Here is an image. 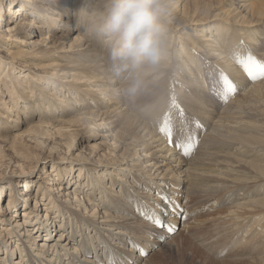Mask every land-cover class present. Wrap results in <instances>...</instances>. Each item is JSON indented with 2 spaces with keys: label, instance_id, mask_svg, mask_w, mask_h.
Masks as SVG:
<instances>
[{
  "label": "bare ground",
  "instance_id": "6f19581e",
  "mask_svg": "<svg viewBox=\"0 0 264 264\" xmlns=\"http://www.w3.org/2000/svg\"><path fill=\"white\" fill-rule=\"evenodd\" d=\"M163 3L170 44L166 66L145 70L136 90L129 92L131 69L112 58L105 35L96 30L106 0H0V27L5 14L10 15L3 36L28 43L6 56L0 54L1 141L13 146L16 137L7 134V128L26 123L27 116L41 108L44 116L54 117L58 111L66 117L30 123L33 130L37 125L47 127L42 131L47 135L103 139L94 144L100 150L97 154L84 155L82 150L53 159L52 173L44 166L38 180L33 174L44 159L39 153L34 164L20 161L18 170L0 175V203L7 200L4 207L0 204V264H57L49 256L51 250L58 255L69 252L70 264L105 262L101 250L106 264H136L140 259L148 264L151 255L166 252L172 241L176 250L192 248L211 259L184 231L170 237L181 220L183 196L189 200L186 211H191L184 224L192 212L208 203L222 204L225 195L233 194L237 204L232 201L233 205L217 208L210 219L214 224L237 225L257 218L255 226L264 221V195L256 197L252 190L264 188V163L234 151L245 156L252 152L264 160V78L251 80L240 63L251 54L264 64V0ZM24 9L32 16L19 22ZM65 15L69 18L61 25ZM10 21L14 27L9 28ZM74 32L79 33L72 38ZM225 75L237 91L224 94L229 102L223 106L214 93ZM160 112L164 118L171 113L168 119L174 121L168 134L154 127V120H161ZM181 113L191 125L209 127L194 158L183 139L184 126L177 122ZM91 126L97 129L94 135L86 131ZM5 145H0V153ZM41 147H49L51 153L63 151L61 145ZM55 163L60 165L54 168ZM81 165L78 170L85 171L84 176H77L73 167ZM22 179L24 188L19 190ZM9 189L10 197L4 195ZM19 205L26 206L20 213ZM157 218L163 226H157ZM148 250L152 252L146 259Z\"/></svg>",
  "mask_w": 264,
  "mask_h": 264
},
{
  "label": "rangeland",
  "instance_id": "374dc122",
  "mask_svg": "<svg viewBox=\"0 0 264 264\" xmlns=\"http://www.w3.org/2000/svg\"><path fill=\"white\" fill-rule=\"evenodd\" d=\"M14 5H18V4L15 3ZM22 12H23V14H22ZM2 13L4 14V11ZM5 13H6V10H5ZM29 16H32V15L31 14L28 15L26 13V9L21 10V13L18 15L19 22L20 21H27ZM8 17L10 18V15L5 14L4 18L7 19ZM56 18H58V20L60 19V17H58V16H56ZM62 18L63 19H60L59 21H61V25H64V23H63L64 20H67L69 17H68V15H65ZM5 19L3 20V24L1 25L2 27H0V51H1L0 54L2 56L8 55V51L17 50L20 47L28 46V43L26 44L24 40H21V39L18 40L15 37L12 38L8 35L3 36L4 30L8 28V27L4 26L5 24L8 25V20L6 21ZM14 19L15 18L13 16L11 18V20H14ZM9 25H10L9 28L14 27V22L10 21ZM60 32H58L57 34L58 35L61 34ZM78 33L79 32H76V33L74 32V34L72 33L71 34L72 38H74L75 35ZM80 33H82V31ZM91 34H94V32H92ZM36 35H38V34H36ZM38 38H39V36L34 37L33 41H35ZM48 42H49V40L46 43H48ZM39 44L42 45L41 43H38V45ZM256 74L258 76V78L255 80L256 82L259 79L264 78V77L260 76L261 75L260 73H256ZM222 88L223 87H222V82H221V86L216 89L214 95H215V98L223 105V104L229 102L226 100V97L224 96V94H226L228 96L229 93H226L225 89H222ZM45 89H46V93L50 94V88H45ZM61 98L62 97L59 96V99H61ZM91 103H92V105H94L93 104L94 101H91ZM10 105L12 106L11 102H10ZM21 105H24V104L21 103ZM78 106H81V108L84 110H88V108L83 103H79ZM41 109H39V110H41ZM39 110L34 111L32 114H29L27 116V119H26V114H23V116L21 118L26 119L27 120L26 123H24L22 125L21 124H15V126H9L7 128V130H6V132H8L7 134H10V136H12V137H16L13 140V146H9V145L6 146L5 143H3V141H1V139H0V145L1 144H3V146L5 145V148H4L5 152L0 153V175L9 174L13 170L14 171L18 170L19 163H17V162H20V161L26 162V165L27 164L32 165L31 164L32 162L34 164L35 160H33V159L36 158V157H34V155L36 156V154L39 153L40 155H42L41 157H43L44 159L38 165L35 173L33 174V179L38 180L40 174L43 172L44 166H46L48 173H52V170H53L52 165L53 164L51 161L53 159H57V158H60L62 156H65L64 153L65 154L69 153V156H70V152L71 153L74 152L73 155H75V153L84 150V152H83L84 155L87 154L89 156L91 154H95V153L97 154V152L100 151L98 149V146H95L94 144H96L97 141L103 140L102 138H94V139L88 140L86 138L88 136L80 137V135L75 136L73 134L67 138L63 137V136H59V135H50L49 134L50 135L49 136L47 134H44L46 132H42V131H45L43 129H47V127L38 128V127H36L37 125L34 126L35 130H33L32 126L29 125L30 123L50 121V120L54 121L56 118L66 117L65 116L66 114H63L62 112H58V111L56 112L54 117H50V116H46V115L44 116V114H46V112H44L43 109L41 110L42 112ZM46 111H48V110H46ZM174 113H175V111H174ZM47 115H48V113H47ZM72 115L73 114L71 113V115H69L67 117L70 118V117H72ZM170 116H171V113H166V118H164V116L161 113V120H159V121H158V119L154 120L155 121L154 127H155L157 132H161L162 134H168V132H171L170 124L173 123L174 121L168 119ZM177 117L180 119V121H177V122H180V123L182 122V124L184 126L183 128H181V129H183V133H185L184 138H183L184 142H185L187 148H189V151L194 158L197 154V151L199 150V148L201 146L200 144L202 143L203 138L206 136L203 134V132L208 133L209 127H208V130L207 129L204 130V129H201L198 125H191L194 123H189L188 117L185 115V113H181V114L177 115ZM244 119L246 120V117ZM30 121H32V122H30ZM168 121H171V122H168ZM10 122L12 123V121H10ZM111 126H113V124H111ZM115 128L116 127L113 126V129H115ZM185 128H187V129H185ZM86 131L88 133L91 132L90 135H94V132H96L97 129L91 126V128H89ZM183 133L181 134V136L183 135ZM19 136H23V137H19ZM37 136H39L40 138ZM225 136H226V134H225ZM2 140H4V138ZM128 141L129 142L132 141V138L128 139ZM73 142L75 145L74 149L71 148V145H73ZM110 142L112 143L113 140H110V138H109V143ZM43 144L44 145L49 144L50 146L61 145V147L59 149H62L64 152L60 151L61 153H59V152L58 153L57 152L51 153V151L48 149L49 147L46 149L41 147V146H43ZM108 146H110V145H108ZM12 147H14V148H12ZM191 149H193V150H191ZM48 150H49V152H48ZM26 151H28V153H29V151L32 153V155H30V153L28 154L30 156L28 158L26 157V155L20 153V152H26ZM234 151H236L235 152L236 154H239V155L245 157L244 159L247 158V160H252L254 163H261V164L264 163V160H258L256 158L255 153L249 152L245 156L241 152H238V150H236V149H234ZM47 155L50 157L46 158ZM54 165H55L54 166V168H55V167L59 166L60 164L58 165L57 163H55ZM83 167L84 166H82V165L76 166V167L74 166L73 172L75 170V174L78 173L77 176H84L85 171L83 173H81L78 170V169L83 168ZM23 182H25V179H22L20 181L21 185L20 186L18 185L19 190L20 189L22 190V188H24ZM82 182H84V180ZM73 188H74V186H72V188H69V190H73ZM34 190L35 189L33 186V191ZM252 190L257 191L258 194L255 195L256 197L264 195V192H263L264 188H262V186H260L258 188H253ZM75 194H78L79 196H84V195L86 196L85 193L77 192ZM4 195H7L8 197H10L12 195V191H10V189H9V191L5 192ZM4 195H3V197H4ZM246 195H241L240 197H243ZM8 197H7V199H8ZM246 200H247V198L242 199V201H246ZM6 201L4 203L1 202L0 204L3 205V207H4V205L6 204ZM232 201L234 204H237L238 199L236 198V195H234V194H233V196L225 195V200H224V203H222V204L208 203V205L205 208L202 209V207H201V209L192 212L190 217H188L189 218L188 221L185 222V224H184V218L189 216V212H191V211L187 212L186 206H185V205H187V202H189V200L187 198H185L184 196L181 199L180 204H184V205H181V208H180L181 220L178 223V225L176 226L175 231L173 232L175 234H173L170 237L173 238L174 236L179 234L181 231L182 232L184 231V234H186L192 240V242L197 244L200 247L201 251L206 252L208 255L210 254V257L212 256L211 257L212 260L208 259V258H204V255L199 253V252H198V254L193 253L192 248L189 249V248L180 246L179 247L180 249L178 248L176 250L175 243H173V241H172L169 249L166 250V252H160L158 254L151 255L152 250H148L144 256V257L147 256L146 257V259H147L149 257V255H151V257L149 259L150 261L148 264H264V256H263L264 255V229H262V226H261V225H264V221L256 222L257 225L253 226V223H254V221H257V218H254L253 220H246V221L240 222L237 225H235L233 223V221L228 222V223L221 221L220 224H214V222L210 220L211 217L217 211V208L221 209V208H225L227 206L233 205ZM226 202H229V203H226ZM24 207H26V206L22 207V205H19V207H18L19 212L18 213H20ZM143 217H141V219L143 221H145L146 224L147 223L151 224V220L149 218H146V217L143 218ZM230 218L233 219V217H230ZM20 220H22V219H20ZM148 220H149V222H148ZM212 222H213V224H211ZM211 226H213V227H211ZM257 240H259V241H257ZM163 242L166 243L164 240H163ZM163 242H162V244H163ZM71 245L72 246L74 245V243L72 244V241H71ZM80 246H81V248L79 249L80 250L79 256L83 257L85 252H84V249L82 248V245H79L78 247H80ZM100 253L103 256L102 259L105 260V262L101 261V263L106 264L107 263L106 255L103 253L102 250ZM69 254H70L69 252L67 253V251L64 250L63 252H61L58 255V251L51 250V252L49 253V256L53 257L54 261L56 260L55 262H57V264H70V263H72V261L70 260V259H72V257ZM197 256H199V257H197ZM67 257H69V258H67ZM97 260H98L97 261L98 264H101L99 259H97ZM140 261H141V263H136V264H144L146 260L140 259ZM109 262H112V260L109 259Z\"/></svg>",
  "mask_w": 264,
  "mask_h": 264
},
{
  "label": "clouds",
  "instance_id": "9594fccd",
  "mask_svg": "<svg viewBox=\"0 0 264 264\" xmlns=\"http://www.w3.org/2000/svg\"><path fill=\"white\" fill-rule=\"evenodd\" d=\"M106 12L96 30L102 32L111 56L131 69L129 92H134L145 70L166 66L170 44L164 23L163 0H106Z\"/></svg>",
  "mask_w": 264,
  "mask_h": 264
},
{
  "label": "snow or ice",
  "instance_id": "6c2138e0",
  "mask_svg": "<svg viewBox=\"0 0 264 264\" xmlns=\"http://www.w3.org/2000/svg\"><path fill=\"white\" fill-rule=\"evenodd\" d=\"M241 65L243 66V68L246 70V73L248 75V77L251 80H256L258 78L256 72L254 71V69H259L260 70V74L264 75V64H262L260 61L256 60L251 54L248 55L247 60H241L240 61ZM222 85L226 91V93H230V94H235L237 91V85L231 80L229 79L226 75L222 77ZM173 107H175L176 105V100L174 98L173 101ZM198 142V141H197ZM183 147V146H182ZM185 155L190 154L189 152H185ZM166 199V198H165ZM155 223L157 224V226H163V221L160 219H156ZM170 231L172 229H169Z\"/></svg>",
  "mask_w": 264,
  "mask_h": 264
}]
</instances>
